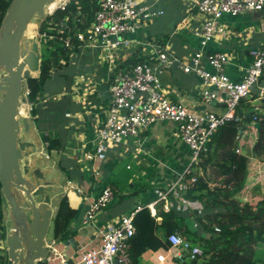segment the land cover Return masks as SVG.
<instances>
[{
  "label": "crops",
  "instance_id": "1",
  "mask_svg": "<svg viewBox=\"0 0 264 264\" xmlns=\"http://www.w3.org/2000/svg\"><path fill=\"white\" fill-rule=\"evenodd\" d=\"M198 1L133 0L136 6L146 7L148 11L144 16L143 26L128 34L127 40L132 43L116 54L117 60L100 57L99 49L80 47L70 56L67 65L62 60V65L52 71L45 85V92L38 102L32 104L27 97L22 98L21 118H29L33 124L40 123L43 132L41 150L52 162L54 173L58 177L59 194L54 198L59 203L52 207L53 215L49 232L51 229L52 232L54 231L60 202L64 198L68 199L70 207L77 213L70 226V231L75 234L70 239L73 243L54 244L53 235L49 237L48 233L46 245L57 248L58 254L55 256L62 255L70 261L71 258L78 257L86 244H92L93 247L100 246L101 233L114 225L118 218L134 213L138 207H142V210L148 208L152 217H157L158 224L161 223L162 218L157 216V208L169 212L173 207H177V201L171 197L167 204L168 210L165 209V202L158 201L160 194L163 193V186H167L170 179L182 172L189 162L190 150L182 142L174 124H157L148 130H143L137 137L110 142L105 161L99 160L96 155L97 131L108 118L112 99L111 89L117 71L128 67L126 65L134 55L149 58L154 46L159 45L169 55L186 60L202 49L200 39L196 36L204 24V17L196 10ZM60 3L61 1L58 2L57 8ZM153 14L157 15L152 16ZM223 22L226 27L224 36H217L202 50L206 53L227 54L230 57L227 74L232 81L240 82L254 60L250 51L264 50V11L244 13L238 17L227 16ZM32 23L29 29L31 25L36 29H33L32 35L28 29L25 37L38 38L40 27ZM39 46L43 61L42 44L39 43ZM205 68L209 69L206 64ZM39 76L40 72L33 74V78ZM161 81L165 92L173 101L182 102L190 109L199 112L211 111L221 114L224 111L220 102L205 104L202 101L201 81L194 74H185L173 68L161 74ZM27 90L26 81L23 93ZM33 108L37 112L35 116H32ZM249 112L253 115H264V74L254 89L250 101L240 109L239 115L244 119L245 115L253 119V115ZM252 126L256 125L252 122L248 130L244 132L242 130L241 136L236 139L239 148L237 151L242 154L245 148L248 150V147L250 149L253 147L254 141L250 138L252 134H256V130ZM208 158L207 155L206 160L203 161L204 165ZM251 158L249 157V160L254 161ZM129 161L134 162L135 166ZM257 161L264 165V160L257 159ZM208 163L204 166L203 175L199 179L204 178V182L214 189L223 183L225 177L217 166L212 162ZM212 167L219 171L215 183L208 180L211 178ZM252 169L250 165V171ZM257 183V185L254 183L249 190H243L237 199L251 204L252 201L257 200L255 197H264L262 188L264 184L260 181ZM108 186L113 188L115 194L109 208L98 215L95 222L85 225L84 217L90 204ZM259 192H262L261 196H257ZM192 197L189 192L186 200L202 205L203 201ZM210 223L212 222H206V225ZM202 232L204 233V230ZM188 240L201 244V241ZM163 252L168 253V250L148 251L143 255L141 264H157L156 255ZM257 252L258 256L264 258V246ZM198 264L203 263L200 261Z\"/></svg>",
  "mask_w": 264,
  "mask_h": 264
},
{
  "label": "built area",
  "instance_id": "2",
  "mask_svg": "<svg viewBox=\"0 0 264 264\" xmlns=\"http://www.w3.org/2000/svg\"><path fill=\"white\" fill-rule=\"evenodd\" d=\"M63 1L61 6L53 10H49L50 5L46 14L52 16L57 10L64 11L70 0ZM196 10L204 17V24L196 36L200 39L201 48L205 49L217 36H224L226 33L223 25L225 17L263 12L264 0H199ZM147 11L146 7L136 6L133 0H100L99 9L90 27L74 37L79 48L99 49L100 57L114 61L120 50L131 45L132 42L127 40V36L143 26ZM59 33L62 34L63 31ZM53 39V36L49 37L46 33L38 36L40 44L43 40ZM60 41L66 48H74L70 33ZM202 49L189 59L181 60L155 45L149 58L118 70L111 89L108 118L97 131L96 155L99 160L105 161L110 142L137 137L143 130L157 124L172 123L176 126L182 142L190 150V157L186 168L175 174L167 186H163L164 190L158 201L166 203V210L169 209L167 204L171 197L181 209L192 208L201 213V205L188 202L186 197L196 188L200 176L203 175L201 167L210 152V144L220 130L230 123L244 119L239 111L250 101L264 74V50L250 51L254 59L252 64L247 68L243 80L234 82L227 74L230 57L222 52L206 53ZM205 64L209 69L205 68ZM173 68L185 74L196 75L201 81L202 101L205 104L220 102L223 113L199 112L182 102L173 101L165 92L161 81V74ZM28 95L29 90L24 91V98H28ZM19 112L21 115V110ZM259 121L258 114L253 115V123L256 125ZM114 197L113 188L106 187L90 204L84 224L95 222L97 216L109 208ZM141 210L142 207H138L134 213L118 218L114 225L101 233V245L93 247L92 244H86L79 252L77 260L71 258L69 261L62 255L55 256L58 254L57 248L52 246L53 254L49 264H134L131 258L132 240L137 232L135 217ZM216 231L220 232V229L216 228ZM168 241L170 249L168 253L156 255L157 264H190L204 257L202 246L183 238L179 233L172 234Z\"/></svg>",
  "mask_w": 264,
  "mask_h": 264
},
{
  "label": "trees",
  "instance_id": "3",
  "mask_svg": "<svg viewBox=\"0 0 264 264\" xmlns=\"http://www.w3.org/2000/svg\"><path fill=\"white\" fill-rule=\"evenodd\" d=\"M12 1L0 0V32ZM99 2L100 0H70L64 11L48 16L47 20L41 23L40 34L46 33L54 39L43 40L51 52L42 61L39 78L27 80L30 103L34 104L41 99L52 71L62 65V60L67 65L70 56L78 50L79 43L74 36L90 27L99 9ZM60 31L63 33H59ZM69 33L73 38V49L66 48L60 41ZM145 59L134 55L126 66L136 65ZM32 112L33 116L37 114L35 108ZM259 117L261 118L258 127L252 126L256 134L252 138L254 144L250 152L237 153L239 148L236 139L241 136L240 132L247 131L253 122L247 115L242 122L230 123L220 130L210 144L212 152H209L205 165L212 162L225 179L220 188L212 189L204 182V178H201L196 188L190 192L192 199L201 200L205 205L201 215L188 214L178 204L177 209L173 207L169 212L157 208V216L162 218L159 224L157 217H152L148 208L136 215L137 232L132 240L131 251L134 264H141L143 255L148 251L169 250L168 239L174 233H180L194 242L201 241L204 246V257L190 264H198L200 261L203 264H264V258L258 256L257 252L264 246V197L257 199L255 203L252 201L251 204L237 199L243 190H249L254 183L260 181L264 184V168L258 166L250 171L249 163V157L264 160V115ZM45 139L49 141L48 138ZM262 188L264 190V185ZM59 208L54 223L53 240L63 243L75 235L70 231V226L77 213L70 207L67 198L60 202ZM190 216L196 217L197 221ZM206 222L212 223L206 225ZM216 228L220 229V232H217Z\"/></svg>",
  "mask_w": 264,
  "mask_h": 264
},
{
  "label": "water",
  "instance_id": "4",
  "mask_svg": "<svg viewBox=\"0 0 264 264\" xmlns=\"http://www.w3.org/2000/svg\"><path fill=\"white\" fill-rule=\"evenodd\" d=\"M52 1L13 0L0 32V264H49L53 254L46 241L58 177L41 150L42 128L19 112L24 83L42 61L38 38L25 35L47 20Z\"/></svg>",
  "mask_w": 264,
  "mask_h": 264
},
{
  "label": "rangeland",
  "instance_id": "5",
  "mask_svg": "<svg viewBox=\"0 0 264 264\" xmlns=\"http://www.w3.org/2000/svg\"><path fill=\"white\" fill-rule=\"evenodd\" d=\"M59 1H63V0H59ZM58 0H53L52 2H53V4H51V6H50V9L49 10H53V9H55L56 8V6H57V4H58V2H59ZM54 2H56V3H54ZM64 3V1L62 2V3H60V5H62ZM59 12H62L61 10H57L56 12H55V14L54 15H57V14H59ZM251 14V13H250ZM47 15H49V14H47ZM40 21H33V23L32 24H36V25H39V27H40ZM43 42V41H42ZM41 42V44H42V48H43V55H44V57H46L48 54H49V52H51V50H48L49 49V46H47L44 42L42 43ZM23 98H24V96H23ZM22 107V106H21ZM32 116H33V113H32ZM37 126L40 128L41 127V125H40V123H37ZM154 127V126H153ZM43 132H41V134H42ZM255 136V134H252L251 135V138H250V140H252V138ZM251 149H252V147H251ZM249 147H248V150H251ZM248 150H246V148H245V150H243L242 152H244V151H248ZM206 160V158L204 159V161ZM252 162V164H250L251 165V168H253L252 169V171L254 170V168L256 169L258 166L259 167H261V168H264V165L263 164H261V163H259L256 159L254 160V161H251ZM129 163L131 164V165H133V166H135V164H134V162H131V161H129ZM259 163V164H258ZM126 166V165H125ZM125 166H123V167H125ZM201 170H202V172H204V164L202 165V167H201ZM210 170V169H209ZM208 170V171H209ZM210 175H211V178L210 179H208V180H210L211 182H213V183H215V182H217V180H218V177H219V171L218 170H215V169H213V167H212V170H210ZM254 178V176H252V178L251 179H253ZM258 183H255V185H257ZM222 185V184H221ZM221 185H219V186H217V187H220ZM252 186V185H251ZM250 186V187H251ZM254 186V185H253ZM213 188H214V186H213ZM250 189V188H249ZM261 194H262V192H259L258 193V195L257 196H261ZM245 196V195H244ZM256 199H259V198H261V197H255ZM189 201H191V198H190V200ZM240 201V200H239ZM242 202V201H241ZM256 201H254V203H255ZM244 203H245V201H244ZM201 209H204L205 207V205H204V203L203 202H201ZM183 211H186V212H188V214H191V215H194V216H198V215H196V214H199V215H201L202 214V211L203 210H201V213H198V212H196V211H194L192 208H189V209H186V210H184V209H182ZM191 218H193V220L194 221H197L196 220V217H192V216H190ZM51 235H53V239H54V231L52 232V229H51V232H49V237L51 236ZM182 235V234H181ZM182 237L183 238H186L185 236H183L182 235ZM50 239V238H49ZM64 243V242H63ZM195 244H197V243H195ZM199 244V246H202L203 247V249H204V246L202 245V243L200 244V243H198ZM197 244V245H198Z\"/></svg>",
  "mask_w": 264,
  "mask_h": 264
},
{
  "label": "bare ground",
  "instance_id": "6",
  "mask_svg": "<svg viewBox=\"0 0 264 264\" xmlns=\"http://www.w3.org/2000/svg\"><path fill=\"white\" fill-rule=\"evenodd\" d=\"M53 3V2H52ZM257 13H259V12H257ZM250 14V13H249ZM36 29V27H34V25H31V27H30V29H29V33L32 35L34 32V30L33 29ZM36 34V33H35Z\"/></svg>",
  "mask_w": 264,
  "mask_h": 264
}]
</instances>
